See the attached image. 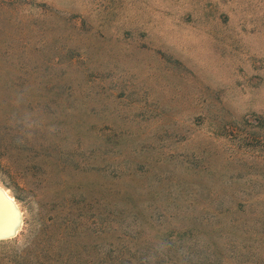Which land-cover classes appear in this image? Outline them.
Masks as SVG:
<instances>
[{
	"label": "rangeland",
	"instance_id": "374dc122",
	"mask_svg": "<svg viewBox=\"0 0 264 264\" xmlns=\"http://www.w3.org/2000/svg\"><path fill=\"white\" fill-rule=\"evenodd\" d=\"M10 2L16 22L37 19L36 56L62 103L48 107L47 93L24 103L41 122L37 143L77 161L70 179L85 185L98 151L91 134L68 130L95 126L106 145L93 180L148 179L150 195L134 202L144 212L117 223L132 238L130 264H264V0ZM14 175L0 163L20 214L0 264H17L39 227L37 200Z\"/></svg>",
	"mask_w": 264,
	"mask_h": 264
},
{
	"label": "trees",
	"instance_id": "16d2710c",
	"mask_svg": "<svg viewBox=\"0 0 264 264\" xmlns=\"http://www.w3.org/2000/svg\"><path fill=\"white\" fill-rule=\"evenodd\" d=\"M26 6L38 8L27 3ZM28 8L24 10L29 12ZM18 14L10 0H0V163L14 172L13 178L33 194L39 205V227L17 264H120L121 258H127L126 263L130 264L132 256L123 251L132 238L117 223L123 217L135 219L144 212L136 198L150 195L148 179L128 173L119 177L103 174L93 180L103 163L99 165L98 160L105 157L101 148L106 145L103 130L95 126L80 125L68 130L69 136L91 134L88 148L91 152L98 151V156L86 166V178L93 174L91 180H85V185L74 177L70 179L71 172L81 171L77 161H70L69 168V164L54 158L50 142L46 147L37 143V127H41V122L25 116L22 107L26 102L35 104L43 93L50 98L55 87L45 79L46 69L39 62L40 54L36 56L37 19L28 21L24 17L16 22ZM14 38L18 44L12 45L10 41ZM55 102V98H50L47 106ZM58 104L61 106V101ZM121 184L133 188L124 191L117 187ZM94 222H99L101 228L94 229ZM99 244L105 245L106 253L100 255L94 251Z\"/></svg>",
	"mask_w": 264,
	"mask_h": 264
},
{
	"label": "bare ground",
	"instance_id": "6f19581e",
	"mask_svg": "<svg viewBox=\"0 0 264 264\" xmlns=\"http://www.w3.org/2000/svg\"><path fill=\"white\" fill-rule=\"evenodd\" d=\"M15 206L12 198L0 189V238L2 239L16 235L20 214Z\"/></svg>",
	"mask_w": 264,
	"mask_h": 264
},
{
	"label": "water",
	"instance_id": "95a60500",
	"mask_svg": "<svg viewBox=\"0 0 264 264\" xmlns=\"http://www.w3.org/2000/svg\"><path fill=\"white\" fill-rule=\"evenodd\" d=\"M15 237H16V235H14L13 237H11V238H9V239H2V238H0V241L10 240V239H13V238H15Z\"/></svg>",
	"mask_w": 264,
	"mask_h": 264
}]
</instances>
